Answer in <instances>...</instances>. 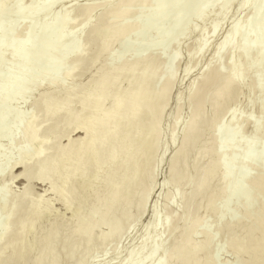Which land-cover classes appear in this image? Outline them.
<instances>
[{
  "label": "bare ground",
  "instance_id": "6f19581e",
  "mask_svg": "<svg viewBox=\"0 0 264 264\" xmlns=\"http://www.w3.org/2000/svg\"><path fill=\"white\" fill-rule=\"evenodd\" d=\"M58 1L32 0L30 5L57 6ZM230 1L115 0L107 5L106 0L97 1L88 10L94 13L91 31L95 33L90 53L72 59L70 74L63 71V66L73 38L71 29L67 34L64 31L61 12L50 23L47 16L56 7H41L26 14L30 21L36 14L40 18L18 29L17 37L25 42L13 45L8 38L0 45V64L4 68L0 71V105L8 114L13 113V121L3 125L1 131L8 134L14 149L12 159L7 158L0 166V261L56 264L92 260L98 248L95 243L89 244L91 228L100 225H106L105 232L115 233L110 259L121 255L123 242L131 233L142 230L140 240L117 258L121 264H197L209 256L205 242L210 226L221 233L217 244L235 238L251 249L247 255L233 250L227 260L235 264L237 260L259 259L264 241L260 134L251 143H226V150L221 151L220 130L208 115L216 93L230 76L222 68H232L229 34L233 22L211 53L207 52L210 55L203 59L185 90L171 96L184 55L182 73L187 77L209 51L227 17L222 5ZM241 3L255 6L240 11L243 24L247 25L252 15L256 21L247 32L242 28L239 38L232 37L238 45L235 60L237 65H244L249 84L258 85L260 0H241L237 10ZM100 8L101 14L96 17ZM209 18L212 20L206 24ZM11 30L9 26L8 32ZM194 34L196 38L189 41ZM116 43L120 46L117 50L113 49ZM94 65L96 71L87 82L74 80L65 84L64 79L89 72ZM29 88L35 89L32 110H12L11 101L23 98ZM170 105L173 112L168 114ZM11 130L14 132L10 135ZM168 145L174 148L166 161L168 176L162 183V188L168 190L162 196L167 207L163 217L154 216L152 209L157 203L151 204L143 193L150 179L151 198ZM225 157L236 165L234 176L227 180ZM21 173L28 178H21L23 187L15 193L12 183ZM240 176L244 177L242 187L235 182ZM36 181L47 183L41 194L33 187ZM26 184L27 199L23 195ZM46 191L52 193L69 217L55 210L51 194L50 198H39ZM227 201H231L230 207L225 205ZM147 210L152 216L140 226ZM221 210L227 211L223 222ZM46 218H51L52 223L39 233L37 226ZM196 233L200 235L197 240Z\"/></svg>",
  "mask_w": 264,
  "mask_h": 264
},
{
  "label": "snow or ice",
  "instance_id": "6c2138e0",
  "mask_svg": "<svg viewBox=\"0 0 264 264\" xmlns=\"http://www.w3.org/2000/svg\"><path fill=\"white\" fill-rule=\"evenodd\" d=\"M41 7L54 9L55 4L48 5H24L20 3L8 4L0 2V33H7V36L0 37V45H3L4 40L11 38L13 45L23 44L25 41L23 38L17 37L18 29L26 23L34 22V18L30 21L29 16L33 9H39ZM60 18L64 24L65 33H69L73 38V43L65 55V63L63 66V71L69 74L72 71V59L76 57H85L90 53L92 47V42L95 37V33L91 31L92 29V17L94 13H89L88 10L94 6L87 3H67L66 5H61ZM224 9L229 12L236 11V19L233 20V31L229 34V39L231 40L233 48V59L232 68L223 67L222 71L224 73H230L228 80L224 87L220 88L216 93L215 100L213 101L212 112L208 115L216 123L219 128V138L221 143V151H225L226 143L235 144L237 140H243L251 143L255 140L257 133L260 134V157L261 161L264 162V0H261L259 5L260 9V48H261V71L259 73V83L249 84L248 78L244 73V65L236 64L235 60V50L237 48V41L232 39L233 36L239 38L243 31L247 32L248 29L254 25L256 21V16L252 15L248 18L247 25L243 24L242 17H240V11L244 9H251L255 7L249 3H241L239 10L234 8L232 3H227L222 5ZM227 18V17H226ZM11 26V31L8 32V28ZM31 32L29 31V36ZM227 43L225 48H227ZM217 58L222 60V54L218 53ZM171 67V66H170ZM174 73L175 69L172 68ZM46 82V81H45ZM234 85H239V87H233ZM35 89L29 88L23 95V98L17 97L11 102L13 104H20L21 107L24 103L28 101L29 96ZM257 107H259V114H257ZM26 115H33L32 113H27ZM251 128L252 131L249 132L248 129ZM225 132L227 135H225ZM226 166V180L230 176H234L236 172V165L234 163H228L227 157H225ZM27 179L26 173H21L20 177H15V179ZM244 177L240 176L236 179V184L240 187L243 186ZM28 188L29 185H25V193L23 194L25 198H28ZM231 191V187L229 188ZM53 191H56L53 188ZM152 191V183L149 179L145 183V191L143 193L144 199H150V193ZM176 198L179 199L180 192L179 189L176 190ZM48 196L45 192L44 196L39 197L43 200ZM33 202H35L36 197L33 195ZM231 201L225 202V205L230 207ZM225 205H221L223 209ZM167 206L163 202L161 197L157 204L153 207V215L159 214L163 217L165 208ZM140 210H144L143 201L140 204ZM227 211L221 210L220 219L221 222L225 219ZM106 225L93 226L91 228V239L89 241L90 246L95 243L98 251L95 258L89 259H73L69 262L58 261L56 264H121L119 260L110 259L112 255L111 249L115 243L114 232H105L104 227ZM215 226H210L208 240L205 242V249L209 252L207 259L197 262V264H233L231 260H226L225 256L232 255V251L236 250L240 253L250 254L251 249H247L246 245L241 244L235 238L228 240L225 239L223 244H217V241L221 238V233L214 230ZM98 235V239H97ZM111 239V243L109 242ZM0 264H5L4 261H0ZM14 264V262H10ZM123 264H130L129 261L123 262ZM235 264H264V241L260 245L259 259H249L246 261H235Z\"/></svg>",
  "mask_w": 264,
  "mask_h": 264
},
{
  "label": "rangeland",
  "instance_id": "374dc122",
  "mask_svg": "<svg viewBox=\"0 0 264 264\" xmlns=\"http://www.w3.org/2000/svg\"><path fill=\"white\" fill-rule=\"evenodd\" d=\"M5 1V0H4ZM10 1V3L9 2H7L8 4H15V3H18L19 1H22V2H24L26 5H30V3L32 2V0H9ZM44 1H46V0H44ZM84 0H76V3L77 2H79V3H81V2H83ZM97 1H103V0H88L87 2V4H91V5H94L95 4V2H97ZM115 0H106V3H104V5H107V4H109V3H112V2H114ZM241 0H231L229 3H232L233 5H234V8L237 10V8H238V3L240 2ZM66 3H67V0H59L58 1V3H57V6H56V8L50 13V14H48V16H47V23H50L60 12H61V5H66ZM260 3H261V0H260ZM101 8L100 9H98L97 11H96V17H99V15L101 14ZM223 12H225L226 14H227V18H225L224 20H223V22H222V24H221V28H220V30H219V32L216 34V36L212 39L213 40V42H211V47H209L208 49H209V51L207 50L206 52H205V54H204V57L202 58V60H201V62H200V64H199V66H198V68H195V71L194 70H192L191 72L192 73H190L187 77H185L184 75H183V73H182V69H183V67H184V64H185V62H186V56L184 55V57H185V59H184V57H183V60H182V62H181V65H180V71H179V74H180V76H179V79H178V82H177V87H176V89H175V91H173L172 92V95L171 96H174L175 94H176V92L177 91H179V90H185V88H186V86H187V83H188V80L190 79V78H192V77H194L197 73H198V71H199V69H200V67L203 65V63H204V61H203V59H206V58H208V56L210 55L209 53H211V50H212V47L214 46V44L216 43V42H218L221 38H222V36H223V33H224V31L232 24V22H233V20L234 19H231V18H235L236 19V11H232L231 12V14L229 15V12L226 10V9H224L223 8ZM245 12V11H244ZM235 15V16H234ZM39 18H40V16L38 15V14H36V16L34 17V20H36V21H38L39 20ZM210 20H212V18H209V20L207 19V21H206V24H208V23H210L211 21ZM232 20V21H231ZM223 27H224V29H223ZM222 29V30H221ZM222 31V32H221ZM151 35L152 34H150L149 35V38L151 37ZM1 37H3V36H1ZM196 38V34H194V35H192L190 38H189V41H192L193 39H195ZM35 42H37V41H35ZM118 47H120L119 46V43H116L115 45H114V47H113V49H115V50H117V49H119ZM112 49V50H113ZM126 52H128V51H126ZM207 52H209V53H207ZM206 53H207V56H206ZM100 59L98 58V61H99ZM201 65V66H200ZM84 66H85V64H84ZM182 66V67H181ZM32 67H36V64H33L32 65ZM96 66L94 65V67H92L91 68V70H89V72H84V73H82V72H80V73H77V74H75V75H73V76H71L70 78H66V79H64V81H65V84H67V85H70V84H72V83H74L75 81L74 80H77L78 82H81V83H85V82H87L88 80H89V78L93 75V72H95L96 71ZM0 71L2 72V71H4V68H3V65H1L0 64ZM182 75V76H181ZM182 77V78H181ZM74 81V82H73ZM184 81V82H183ZM34 93H32L30 96H29V98H28V101L26 102V103H24L23 104V106L21 107V105L20 104H13V103H11L10 104V106H11V108H12V110H14V111H19V112H28V111H31L32 109V106H31V101L33 100V97H34ZM107 102H108V100H106ZM171 104H172V102H171ZM173 105H170L169 106V111H168V114L169 113H171V112H173ZM171 111V112H170ZM186 115V114H185ZM168 116V115H167ZM166 116V117H167ZM168 118H170V115L168 116ZM168 118H166L165 119V121L163 122V124H164V128H166V125H167V123H168ZM13 121V113H11V114H8L7 113V111H6V108L4 107V106H2V105H0V166H2V165H4V163L7 161V158H9V157H11V159H12V156H11V154L13 153V148L12 147H10V145H9V142H8V134H6V133H2V131H1V128H2V126L3 125H6V124H9V123H11ZM206 126V124H204L203 125V127H205ZM12 132H14V130H11L10 131V135L12 134ZM43 132V131H42ZM44 132H45V130H44ZM41 133V132H40ZM76 133H78V132H76ZM74 134V136H79L78 134ZM164 137L167 139V130H165L164 131ZM164 138V139H165ZM165 139V140H166ZM63 142H64V140H63ZM174 145H168V152H167V154H165L166 156V158H164L163 159V161H162V163H160L161 165L158 167V169H159V171H157V179H156V184H155V188H154V191H153V193H152V195H151V198H150V203L151 204H154L155 202L157 203V201L168 191L167 189L165 190L164 188H162L163 186H162V183L165 181V179L167 178V158H168V156H169V154L171 153V151L173 150V147ZM173 147V148H172ZM15 171H16V169H14ZM38 181H36L34 184H33V187L35 188V192L38 194H41V193H43L44 191V189L45 188H47L46 186H47V183L45 184V182H41V183H37ZM40 182V181H39ZM22 187H23V183H22V180L20 179H18V180H14L13 181V183H12V190L15 192V193H17V192H19L21 189H22ZM46 190V189H45ZM43 191V192H42ZM47 193H48V198H50L51 196V199L54 197L53 195H52V193L50 192V194H51V196H50V194H49V192L48 191H46ZM46 197V198H47ZM163 198V197H162ZM53 200V202H54V204H53V206H54V208H55V210L58 212V213H60V214H62V215H64L66 218L67 217H69V213H66L64 210H63V207L61 206V204L57 201V200H55V198H53L52 199ZM57 201V202H56ZM59 203V204H58ZM175 210V209H174ZM68 212V211H67ZM69 214V215H68ZM151 212H150V210H147L146 211V213L143 215V217H142V219H141V221L142 222H140V226H143V225H145V223H147L149 220H150V218H151ZM52 223V219L51 218H46V219H44L43 221H41L39 224H38V226H37V230H38V232L39 233H43L46 229H47V227H48V225L49 224H51ZM140 231H142V230H138V232H136L135 231V233L133 232V233H131L130 235H129V237L126 239L128 242H126V240H124V242H123V248H122V252H121V257L124 255V253H126V252H128L139 240H140V238H141V236H142V233L143 232H140ZM137 233H139L140 235L138 236V234ZM137 234V235H136ZM132 235V236H131ZM136 236V237H135ZM135 237V238H134ZM200 237V235H199V233H196L195 235H194V238L197 240L198 238ZM139 238V239H138ZM131 239H133V241L131 240ZM138 240V241H137ZM125 243V244H124ZM123 254V255H122ZM119 256V255H118ZM116 257V259H113V260H120V259H117V258H121V257ZM225 259L227 260V259H230V257L229 256H225Z\"/></svg>",
  "mask_w": 264,
  "mask_h": 264
}]
</instances>
